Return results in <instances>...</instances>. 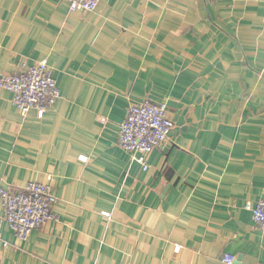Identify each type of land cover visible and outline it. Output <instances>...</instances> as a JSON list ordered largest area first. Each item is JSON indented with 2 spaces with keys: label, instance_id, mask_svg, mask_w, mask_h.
Instances as JSON below:
<instances>
[{
  "label": "crops",
  "instance_id": "0c3cea01",
  "mask_svg": "<svg viewBox=\"0 0 264 264\" xmlns=\"http://www.w3.org/2000/svg\"><path fill=\"white\" fill-rule=\"evenodd\" d=\"M42 60L61 91L43 118L0 88V186L50 184L58 219L19 240L0 198V264H264L247 209L264 198V0H0V76ZM144 101L174 122L147 170L118 142Z\"/></svg>",
  "mask_w": 264,
  "mask_h": 264
},
{
  "label": "built area",
  "instance_id": "2783aa9c",
  "mask_svg": "<svg viewBox=\"0 0 264 264\" xmlns=\"http://www.w3.org/2000/svg\"><path fill=\"white\" fill-rule=\"evenodd\" d=\"M71 11L92 12L98 9L100 0H66ZM0 88L12 94V101L20 114L26 116L36 110L43 118L55 108L61 91L46 60L24 63L13 74L0 76ZM174 122L168 116L166 101H144L132 104L120 125L118 142L122 149L132 154L144 170L149 169L148 155L154 149H166ZM86 160V157H82ZM0 198L4 207V221L19 240H26L31 232L48 221L57 220L55 212L58 198L50 184L30 182L22 189L0 186ZM253 220L264 231V198L253 206L247 205ZM1 223H0V238ZM4 246L9 243L4 241ZM180 247H177L178 251ZM226 264H235L231 254L222 258Z\"/></svg>",
  "mask_w": 264,
  "mask_h": 264
}]
</instances>
